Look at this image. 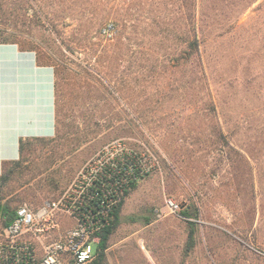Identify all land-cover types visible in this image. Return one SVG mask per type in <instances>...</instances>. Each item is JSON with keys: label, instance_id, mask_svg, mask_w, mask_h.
Masks as SVG:
<instances>
[{"label": "rangeland", "instance_id": "374dc122", "mask_svg": "<svg viewBox=\"0 0 264 264\" xmlns=\"http://www.w3.org/2000/svg\"><path fill=\"white\" fill-rule=\"evenodd\" d=\"M1 1L0 35L56 70L53 142L3 168L1 204L58 198L123 139L159 165L126 197L106 264H264V0ZM190 16L204 63L187 57ZM109 23L113 39L101 34ZM50 90L47 77L46 103ZM48 107L20 137H51Z\"/></svg>", "mask_w": 264, "mask_h": 264}, {"label": "built area", "instance_id": "2783aa9c", "mask_svg": "<svg viewBox=\"0 0 264 264\" xmlns=\"http://www.w3.org/2000/svg\"><path fill=\"white\" fill-rule=\"evenodd\" d=\"M114 23L101 31L113 39ZM157 156L118 139L103 147L78 172L61 196L38 208L23 205L0 228V264H92L100 234L112 225L116 208L135 183L158 169ZM171 210L180 205L168 201Z\"/></svg>", "mask_w": 264, "mask_h": 264}, {"label": "crops", "instance_id": "0c3cea01", "mask_svg": "<svg viewBox=\"0 0 264 264\" xmlns=\"http://www.w3.org/2000/svg\"><path fill=\"white\" fill-rule=\"evenodd\" d=\"M51 71V72H48ZM47 77L51 84V96L46 103ZM51 120V137L24 134L22 129H38L46 121V106ZM38 132V131H37ZM56 134V70L54 66L41 63L37 52L22 47L18 42H3L0 37V176L5 165L19 161L22 140L52 139ZM13 142V160L3 155ZM2 160V161H1ZM4 160V161H3Z\"/></svg>", "mask_w": 264, "mask_h": 264}, {"label": "trees", "instance_id": "16d2710c", "mask_svg": "<svg viewBox=\"0 0 264 264\" xmlns=\"http://www.w3.org/2000/svg\"><path fill=\"white\" fill-rule=\"evenodd\" d=\"M1 3H3V0L1 1ZM24 5H25V3H20V9H23ZM190 19H191L193 34L190 33V39L188 40V47H187V51H186L187 57H188V59H191V60L193 59V57H196V59L199 60V62L204 63L203 56L201 54V45H202V43H204L206 45V41L201 42L199 40L198 32L196 30L197 29L196 24H195V22H193V19L191 16H190ZM0 37L3 40V42H5V43H7V42L17 43L16 40H12V38H16L14 35L9 34L5 37L0 35ZM24 48H26V47H24ZM28 48L36 51L38 58H39V61L41 63H45V62L41 61V54L39 51H37L36 49H34L32 47H28ZM45 64H47V63H45ZM47 65L54 66L52 64H47ZM200 65H201V63H200ZM52 142H53V140H44V139L25 140V141L22 140L20 143V150H21V153L23 154L26 151V149L28 147H31V145H33V144H45V143L47 144V143H52ZM12 164H13V168H10V171H12L15 167L20 166L21 161L13 162ZM0 182H6V176L2 175L0 178ZM137 184L138 183L133 184V186L130 188V190H128L125 193V199L130 194V191L137 187ZM125 199L119 205V207L115 209L114 214H113L112 225L100 234L101 240H100V243H99L98 248H97L98 258L92 264H106V260H107L106 252L109 248L108 243H109L111 236L114 234L115 230L120 225V221H121L120 213H121V209L124 205ZM16 211L17 210H14V211L10 210V208L6 207L5 205L1 204V202H0V217L2 216L3 218H5L4 226H7L10 224V222L13 220V218L16 215ZM181 213L187 219H189L190 217L193 216V213L189 207L185 208V210H183ZM147 221H150V220L148 219ZM195 231H196L195 230V224L193 222H191L190 234H189V240L191 241V246H193V243H194ZM190 248L191 247H189V250H191Z\"/></svg>", "mask_w": 264, "mask_h": 264}]
</instances>
